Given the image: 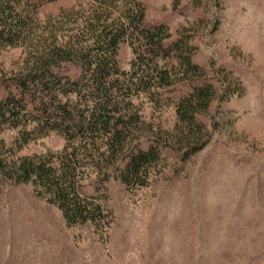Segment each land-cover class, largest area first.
<instances>
[{
    "label": "rangeland",
    "instance_id": "rangeland-1",
    "mask_svg": "<svg viewBox=\"0 0 264 264\" xmlns=\"http://www.w3.org/2000/svg\"><path fill=\"white\" fill-rule=\"evenodd\" d=\"M141 1L147 23H165L172 39L188 36L192 60L205 67L216 89L199 117L206 145L190 155L178 146L163 148L141 188H126L112 169L104 227L69 226L30 183L0 178V264H264V0ZM86 3L54 0L38 15ZM24 57L22 48H5L0 67L14 72ZM130 57L121 45L120 66ZM135 105L160 141L179 138L172 103L158 106L140 96ZM15 137L16 130L0 132L4 156L63 147L62 138L49 133L16 150ZM83 193L96 194L89 183Z\"/></svg>",
    "mask_w": 264,
    "mask_h": 264
},
{
    "label": "trees",
    "instance_id": "trees-1",
    "mask_svg": "<svg viewBox=\"0 0 264 264\" xmlns=\"http://www.w3.org/2000/svg\"><path fill=\"white\" fill-rule=\"evenodd\" d=\"M53 1L0 0V52L25 53L16 71L0 67V132L16 130V150L49 133L63 147L13 158L0 152V178L30 183L69 226L104 227L111 170L126 188H141L163 148L178 146L187 155L203 148L208 132L199 117L216 89L192 60L188 36L172 39L165 23H147L141 0H88L40 18L39 8ZM123 44L131 54L126 68L118 60ZM140 96L158 106L172 103L179 126L174 143L160 141L143 119L135 105ZM142 139L149 140L146 148ZM86 183L96 194L83 193Z\"/></svg>",
    "mask_w": 264,
    "mask_h": 264
}]
</instances>
